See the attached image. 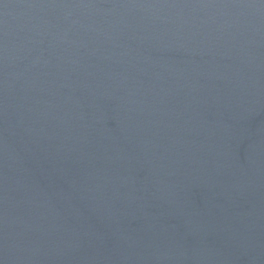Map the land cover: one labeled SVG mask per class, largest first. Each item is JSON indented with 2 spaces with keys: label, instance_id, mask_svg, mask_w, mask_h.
<instances>
[{
  "label": "water",
  "instance_id": "1",
  "mask_svg": "<svg viewBox=\"0 0 264 264\" xmlns=\"http://www.w3.org/2000/svg\"><path fill=\"white\" fill-rule=\"evenodd\" d=\"M0 264H264V0H0Z\"/></svg>",
  "mask_w": 264,
  "mask_h": 264
}]
</instances>
